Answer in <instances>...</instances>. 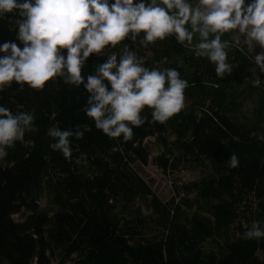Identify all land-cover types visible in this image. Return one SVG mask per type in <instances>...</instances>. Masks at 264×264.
I'll list each match as a JSON object with an SVG mask.
<instances>
[{"label":"trees","instance_id":"16d2710c","mask_svg":"<svg viewBox=\"0 0 264 264\" xmlns=\"http://www.w3.org/2000/svg\"><path fill=\"white\" fill-rule=\"evenodd\" d=\"M8 16L0 44L23 47ZM243 39L227 49L233 72L223 78L195 56L198 37L147 48L126 40L91 56L85 76L127 45L146 67L175 68L188 81L181 112L133 128L127 142L86 116L83 86L57 78L43 91L14 82L0 92V106L31 112L38 129L0 159V264H264V238H244L253 222L264 228V73L252 59L262 49ZM51 127L84 131L70 138V160L49 147Z\"/></svg>","mask_w":264,"mask_h":264},{"label":"clouds","instance_id":"9594fccd","mask_svg":"<svg viewBox=\"0 0 264 264\" xmlns=\"http://www.w3.org/2000/svg\"><path fill=\"white\" fill-rule=\"evenodd\" d=\"M8 14L17 16L16 40L23 47L16 41L0 44V92L14 82L21 89L27 85L43 91L57 78L77 88L83 86L89 94L83 109L86 116L103 134L125 142L132 140L133 128L146 122L164 123L179 114L185 107L188 81L175 68L146 67L144 58L127 45L119 58L113 52L85 76L89 58L100 57L109 46L115 49L139 38L147 48L169 37L192 45L198 37L195 56L207 59L223 78L233 72L227 49L239 45L243 37L249 50L257 45L262 49L252 59L264 73V0H0V20L11 19ZM228 33H234L231 41L222 39ZM253 84L260 86L258 76ZM146 108L152 110L151 121L142 115ZM34 120L31 112L14 114L0 106V159L7 156L6 149L23 142L27 132L38 131ZM47 135L54 140L49 147L70 160V138L80 140L84 131L51 127ZM229 166L239 167L234 153ZM244 238H264V228L253 222Z\"/></svg>","mask_w":264,"mask_h":264}]
</instances>
